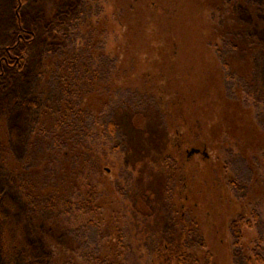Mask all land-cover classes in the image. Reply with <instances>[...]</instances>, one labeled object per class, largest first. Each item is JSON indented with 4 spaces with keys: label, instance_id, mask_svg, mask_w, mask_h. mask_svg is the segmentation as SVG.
<instances>
[{
    "label": "trees",
    "instance_id": "16d2710c",
    "mask_svg": "<svg viewBox=\"0 0 264 264\" xmlns=\"http://www.w3.org/2000/svg\"><path fill=\"white\" fill-rule=\"evenodd\" d=\"M85 1L104 4L105 10L89 20L92 34L76 53L80 55L40 60L42 82L56 79L60 99L47 97L41 88L31 105L21 95L12 100L17 107L39 110L33 137L45 148L37 164L27 167L17 159L7 117L0 116V165L8 186L32 213L41 250L36 258L24 254V264H128L124 230L131 202L117 188L121 165L103 123L118 92L158 108L168 136L164 154L153 166L165 179L164 201L177 231L163 236L143 264H235V247L247 264H264V126L254 106L226 97L224 73L229 68L237 86L238 80L255 82V56L264 55V0L261 5L246 0ZM105 16L113 18L108 29ZM246 18L254 38L248 39L241 28ZM26 32L18 23L17 42L34 41L35 33L33 39L23 38L31 34ZM226 44L231 50L223 64L218 52ZM15 49L0 50L7 82L13 74L4 67L24 66L27 60L26 53L18 56ZM4 85L0 82V88ZM227 140L247 163L248 182L238 179L221 154L220 144ZM189 148L205 149L208 156L193 162ZM42 212L56 217L44 220ZM53 227L85 228L96 236L88 247L71 250L43 232ZM8 245L2 238L0 248L8 251ZM8 264H15L12 256Z\"/></svg>",
    "mask_w": 264,
    "mask_h": 264
},
{
    "label": "rangeland",
    "instance_id": "374dc122",
    "mask_svg": "<svg viewBox=\"0 0 264 264\" xmlns=\"http://www.w3.org/2000/svg\"><path fill=\"white\" fill-rule=\"evenodd\" d=\"M246 1L261 5L259 0ZM101 9L105 10L104 4L102 8L97 5L91 6L85 0H0V50L4 51V48L16 45V55L20 56V53L24 52L27 57L24 66L20 63L4 67L6 73L13 74L12 82L5 80L4 77L7 75H3L0 69V82L5 83L0 88V116L7 117L11 148L17 159L27 167L37 164L39 154L45 148V144L38 137H33L39 110L33 106L17 107L12 100L21 95L22 100H27L28 105H31L34 103L33 94L41 88H46L47 97L53 100L60 99L56 79L42 82L40 60L42 57L55 54L81 53L82 45L88 41L87 34L88 36L92 34V30L87 27L88 22L97 16V11L100 12ZM20 10L22 18L21 22H18L16 14L19 15ZM102 19L106 28H110V20L113 18L105 16ZM18 23L24 24V29L31 33L24 34L25 36L22 34L26 40L33 39L31 36L35 33L32 43L25 40L17 42L18 35L13 34L18 30ZM241 26L244 34L251 35H247L248 39L256 37L254 31L250 29L248 18L242 21ZM114 28L119 31L118 26ZM109 35L115 34L111 32ZM108 40L110 44L113 43L110 36ZM223 48L218 55L224 64L225 55L231 47L226 44ZM79 55L76 54L75 57ZM104 59L108 61L107 58ZM255 59L253 84L247 82L243 84L238 80L241 84L237 86V79L231 74L230 69H224L225 93L228 99L240 101L242 106H254L258 121L264 126V55L257 54ZM113 104L112 108H106L103 123L108 130L106 136L110 138L112 149L115 150V156L121 165L117 188L124 199L131 202V208L126 207L130 209V215L124 230L127 263L143 264L145 260L150 261L151 254L163 236L177 231L164 201L165 179L153 166V163L162 158L167 145L166 124L158 108H153L150 102L142 103L136 95L118 92ZM89 123L92 124V121ZM229 144V140L221 142V154L227 159L238 179L248 182L250 172L247 163L232 151ZM193 149L196 148H189L187 151L191 152ZM198 150H201V153L191 157L196 163L200 162L203 154L207 152L205 149ZM7 177L0 165V199H3L0 202V238H5L9 244L8 251L0 248V264H8L11 256L15 264H24V254L27 253L28 258H36L41 250L32 231L35 226L32 213L26 210L17 190L8 186ZM244 193V190L238 192L240 196ZM55 217L56 215L51 212L48 214L42 212L41 216L44 220H52ZM261 218L264 229V216ZM49 229L43 232L60 240L71 250H77L79 246L88 247V240L92 241L96 236V231L85 228L70 227L63 229L64 231L57 227L48 231ZM233 233L237 240V231ZM234 251L235 264H247L241 250L235 247Z\"/></svg>",
    "mask_w": 264,
    "mask_h": 264
},
{
    "label": "water",
    "instance_id": "95a60500",
    "mask_svg": "<svg viewBox=\"0 0 264 264\" xmlns=\"http://www.w3.org/2000/svg\"><path fill=\"white\" fill-rule=\"evenodd\" d=\"M200 152H201V150L193 149L190 153L191 154H199Z\"/></svg>",
    "mask_w": 264,
    "mask_h": 264
},
{
    "label": "flooded vegetation",
    "instance_id": "af4514ba",
    "mask_svg": "<svg viewBox=\"0 0 264 264\" xmlns=\"http://www.w3.org/2000/svg\"><path fill=\"white\" fill-rule=\"evenodd\" d=\"M200 153H201V152H200ZM200 153H199V154H200ZM193 155H196V154H191V153L189 154V156H193ZM203 156L207 157L208 155H207L206 153H204Z\"/></svg>",
    "mask_w": 264,
    "mask_h": 264
}]
</instances>
